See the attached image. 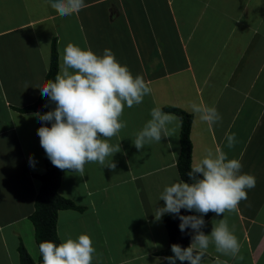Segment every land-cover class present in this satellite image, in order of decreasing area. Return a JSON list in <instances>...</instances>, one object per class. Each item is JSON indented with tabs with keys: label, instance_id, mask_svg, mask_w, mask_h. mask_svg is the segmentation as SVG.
<instances>
[{
	"label": "crops",
	"instance_id": "crops-1",
	"mask_svg": "<svg viewBox=\"0 0 264 264\" xmlns=\"http://www.w3.org/2000/svg\"><path fill=\"white\" fill-rule=\"evenodd\" d=\"M85 3L78 14L63 16L50 0H0V246L9 262L20 264L21 245L30 255L34 253L35 262L40 256L30 216L41 186L36 176L45 174L46 165L37 135L40 120L21 110L38 101L41 90L34 85L46 80L56 40L59 70L69 43L97 54L110 48L117 60L134 75H141L152 89L143 103L125 107L121 119L127 126L109 140L120 146L113 156L115 169L88 163L83 176L62 170L60 195L64 186L72 199L79 201L81 195L94 215L95 197L99 199L100 194L107 202L121 196L120 202L110 203L121 205L118 210L124 216L130 217L136 206L146 215L150 240L122 263L160 264L164 257L158 253L169 245L162 219L157 221L152 212L164 205L159 201L164 187L181 180L177 169L181 121L169 137L143 150L132 142L150 119L151 109L159 105L162 110L172 107L193 116L192 164L208 149H219L230 159H239L242 172L256 177L255 188L240 202L238 212L224 214L241 245L238 257L220 254L210 244L202 264H264V0ZM191 102L214 106L222 119L209 127L192 113ZM54 107L51 102V110ZM229 132L236 136L232 148L225 140ZM30 154L35 167L29 164ZM66 177L73 183H66ZM69 211L73 210L59 212L60 236V229L70 224L61 222ZM77 213L82 216L84 212ZM222 218L223 214H214L206 221L205 234Z\"/></svg>",
	"mask_w": 264,
	"mask_h": 264
},
{
	"label": "clouds",
	"instance_id": "clouds-1",
	"mask_svg": "<svg viewBox=\"0 0 264 264\" xmlns=\"http://www.w3.org/2000/svg\"><path fill=\"white\" fill-rule=\"evenodd\" d=\"M50 2L63 16L78 14L86 6L85 0ZM34 86H38L41 94L55 105L50 111L33 113L42 122L37 129L41 147L55 167L72 170L80 176L84 175L88 163L116 168L113 156L120 151V146L110 144L109 140L127 126L121 119L125 107L143 103L152 91L141 75H134L126 64L117 60L110 48L97 54L91 48L72 43L63 51L55 78ZM47 106L46 102L44 107ZM190 108L209 127L222 119L214 106L191 102ZM179 126V117L164 112L157 105L151 109L150 119L132 142L136 149L143 150L145 145L169 137ZM225 140L228 148L234 147L235 133H226ZM29 164L31 167L36 164L31 154ZM242 168L239 159H230L219 149H208L193 162L188 172L191 183L178 179L164 187L159 196L164 205L152 212L155 219L159 221L165 215H171L179 219L181 233L191 230V244L186 248L172 244L173 255L165 257L167 264H202L210 244L220 254L238 257L241 245L225 222L224 214L238 212L240 202L247 200L248 191L256 186V177L242 172ZM182 209L197 214L183 215ZM209 212L216 216L223 214V218L219 224H214L210 234H205L204 216ZM39 252L43 264H93L96 248L89 234H80L76 238L68 237L60 244L42 241Z\"/></svg>",
	"mask_w": 264,
	"mask_h": 264
},
{
	"label": "trees",
	"instance_id": "trees-1",
	"mask_svg": "<svg viewBox=\"0 0 264 264\" xmlns=\"http://www.w3.org/2000/svg\"><path fill=\"white\" fill-rule=\"evenodd\" d=\"M59 72V55L57 52V41L54 40L52 44L51 52V63L50 69L46 76V80L54 79ZM47 102V107H44ZM51 101L49 98L40 94V97L36 103L28 106L21 110L23 113H35L37 110L41 112L50 111ZM166 112L174 113L180 118L181 121V131H180V154L177 161V169L181 180L191 183L188 178V172L191 170L192 160H193V143L191 140V131L193 125V116L183 110L177 108H165ZM42 126V122H39V127ZM48 126L51 124L49 122ZM46 172L43 175L36 176V178L41 182L39 193L35 200V211L30 216V221L33 223L35 228V239L39 247L42 241H54L57 244L61 243L58 235V216L60 211H78L83 213L85 211L84 207L76 205L73 201L62 197L59 193L62 183V170L55 167L50 160L47 158L44 149L42 148ZM183 215H196L197 213L188 212L186 210H181ZM215 213L209 212L204 216L205 222L208 221ZM164 227L166 228L169 235V245L168 248L158 253L159 256L164 257V261L160 264H167L165 257L173 255L171 252L172 244H179L182 247H188L190 245V230H186L185 233H181L179 230V219L174 218L171 215H165L162 218ZM20 254V264H43L41 255L39 256L38 262H35L26 248L21 245L19 247ZM208 256L205 254L204 258ZM180 264V262H178ZM183 264H188V262H183Z\"/></svg>",
	"mask_w": 264,
	"mask_h": 264
},
{
	"label": "rangeland",
	"instance_id": "rangeland-1",
	"mask_svg": "<svg viewBox=\"0 0 264 264\" xmlns=\"http://www.w3.org/2000/svg\"><path fill=\"white\" fill-rule=\"evenodd\" d=\"M66 179H69L66 183H73L69 177H66ZM126 186L130 187V184ZM132 187H136V185L132 184ZM123 188H125L126 192H130L128 191V187ZM112 191H114V189ZM109 193H111V191L106 194ZM61 196L72 201L74 200L71 197L70 189L65 188V186L63 187ZM79 199V201H74L79 205H84V208L85 210L87 209V211H84L82 216L77 213L78 211H69V213H65V215H63L61 222L63 224H70L65 225L67 229H60L62 235H59L61 242L68 237L76 238L80 234H89L94 242V247L96 248V255L93 264H138L136 261H127L126 263L122 262L127 257L128 260H130L132 255H135L138 251L139 246L141 245V247H143L142 244L149 242L150 240L149 230L151 229V225L148 224L149 222L147 221V217L144 212H140L139 207L136 206L130 217L127 215L124 216L123 210H118V207L121 205L117 204L116 206H113L110 203L115 200H119L120 202L121 196H119V199L114 198L107 202L100 194L99 199L95 197V202H97L98 208L96 211L97 214L94 215L92 208L85 206L83 203L81 195L79 196ZM77 203L76 205H78ZM136 209L138 213L135 212ZM131 220L139 223V227H136ZM165 233L168 234L166 228ZM139 238L141 239L140 243ZM3 250L4 247L0 246V264H14L13 260L9 262L7 254L5 255ZM31 254L32 257H35L34 253ZM9 255L11 257V254Z\"/></svg>",
	"mask_w": 264,
	"mask_h": 264
}]
</instances>
